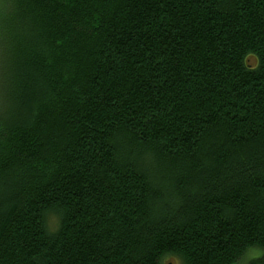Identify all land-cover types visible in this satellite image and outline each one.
I'll return each mask as SVG.
<instances>
[{
  "label": "trees",
  "instance_id": "obj_1",
  "mask_svg": "<svg viewBox=\"0 0 264 264\" xmlns=\"http://www.w3.org/2000/svg\"><path fill=\"white\" fill-rule=\"evenodd\" d=\"M250 247L264 0H0V264H236Z\"/></svg>",
  "mask_w": 264,
  "mask_h": 264
},
{
  "label": "clouds",
  "instance_id": "obj_2",
  "mask_svg": "<svg viewBox=\"0 0 264 264\" xmlns=\"http://www.w3.org/2000/svg\"><path fill=\"white\" fill-rule=\"evenodd\" d=\"M55 223V217H53V224ZM261 253H264V250L259 248L250 247L246 253L248 257H256L259 256ZM172 260L173 264H184V259L182 255L179 253H166L161 261V264H168V261Z\"/></svg>",
  "mask_w": 264,
  "mask_h": 264
},
{
  "label": "rangeland",
  "instance_id": "obj_3",
  "mask_svg": "<svg viewBox=\"0 0 264 264\" xmlns=\"http://www.w3.org/2000/svg\"><path fill=\"white\" fill-rule=\"evenodd\" d=\"M261 250H263V249H261ZM250 260H251L250 257H248L247 255H245V257L242 258L241 260H239L236 264H248ZM168 264H173V261L172 260H169L168 261Z\"/></svg>",
  "mask_w": 264,
  "mask_h": 264
},
{
  "label": "snow or ice",
  "instance_id": "obj_4",
  "mask_svg": "<svg viewBox=\"0 0 264 264\" xmlns=\"http://www.w3.org/2000/svg\"><path fill=\"white\" fill-rule=\"evenodd\" d=\"M256 258H264V253H261L259 256L256 257H250V259H256Z\"/></svg>",
  "mask_w": 264,
  "mask_h": 264
}]
</instances>
